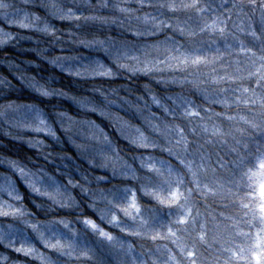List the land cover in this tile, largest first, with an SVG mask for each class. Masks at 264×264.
<instances>
[{"label": "clouds", "instance_id": "1", "mask_svg": "<svg viewBox=\"0 0 264 264\" xmlns=\"http://www.w3.org/2000/svg\"><path fill=\"white\" fill-rule=\"evenodd\" d=\"M0 264H264V0H0Z\"/></svg>", "mask_w": 264, "mask_h": 264}, {"label": "trees", "instance_id": "2", "mask_svg": "<svg viewBox=\"0 0 264 264\" xmlns=\"http://www.w3.org/2000/svg\"><path fill=\"white\" fill-rule=\"evenodd\" d=\"M28 55H30V54H28ZM79 242H81V243H83V244H85V245H88V244L90 243V241H88V240H86V239L81 240V241H79Z\"/></svg>", "mask_w": 264, "mask_h": 264}, {"label": "snow or ice", "instance_id": "3", "mask_svg": "<svg viewBox=\"0 0 264 264\" xmlns=\"http://www.w3.org/2000/svg\"><path fill=\"white\" fill-rule=\"evenodd\" d=\"M220 30L222 31L223 29H220ZM173 196L175 198L176 197V194L174 193ZM181 222H183V221H181ZM189 255H191V253H189Z\"/></svg>", "mask_w": 264, "mask_h": 264}]
</instances>
